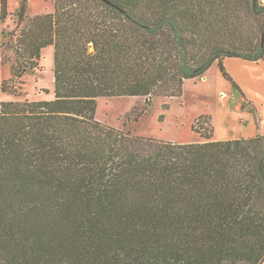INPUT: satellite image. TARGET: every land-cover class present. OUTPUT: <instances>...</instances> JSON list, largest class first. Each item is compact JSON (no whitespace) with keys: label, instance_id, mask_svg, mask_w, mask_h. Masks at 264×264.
Returning <instances> with one entry per match:
<instances>
[{"label":"trees","instance_id":"1","mask_svg":"<svg viewBox=\"0 0 264 264\" xmlns=\"http://www.w3.org/2000/svg\"><path fill=\"white\" fill-rule=\"evenodd\" d=\"M30 1L11 35L32 70L54 47L55 98L16 100L14 66L2 84L0 264H263L264 135L180 144L96 114L180 98L215 62L246 100L224 60L264 62V0H45L32 18Z\"/></svg>","mask_w":264,"mask_h":264},{"label":"rangeland","instance_id":"2","mask_svg":"<svg viewBox=\"0 0 264 264\" xmlns=\"http://www.w3.org/2000/svg\"><path fill=\"white\" fill-rule=\"evenodd\" d=\"M19 8L20 0H9L8 17L3 20L0 0V107L3 101L14 100L12 95L2 90V84L11 76L12 66L25 69L22 78L17 80L22 93L16 100L49 101L55 98L54 47L43 50L38 67L33 70L25 68L17 55L19 30L13 35L11 32L16 27ZM53 12L54 3L51 1L31 0L28 3V17ZM228 65L233 75L228 72L247 101L225 80L215 64L205 77L188 80L180 98H100L96 118L102 124L134 136L180 144L207 142L198 132L210 135V141L253 137L251 134L257 131L253 120L260 123L264 119V62L230 60ZM165 105H168L167 109ZM254 107L256 114L249 112ZM194 126L198 132L193 130Z\"/></svg>","mask_w":264,"mask_h":264},{"label":"crops","instance_id":"3","mask_svg":"<svg viewBox=\"0 0 264 264\" xmlns=\"http://www.w3.org/2000/svg\"><path fill=\"white\" fill-rule=\"evenodd\" d=\"M230 60H241V61H245V60H243V59H238V58H227V59H225L224 60V65H225V67H226V69H227V71L229 70L230 72H231V74L233 75V72L230 70V68H228V62L230 61ZM247 62H249V61H247ZM215 64H217L218 66H219V64H218V62H215L214 64H213V66L215 65ZM212 66V67H213ZM211 67V68H212ZM210 68V69H211ZM209 69V70H210ZM208 70V71H209ZM219 70H220V68H219ZM207 71V72H208ZM206 72V73H207ZM206 73L203 75V76H201V77H205L206 76ZM229 73V72H228ZM230 74V73H229ZM222 75V74H221ZM200 78V77H199ZM196 79H198V78H196ZM193 80H195V79H193ZM262 113V112H261ZM254 119V118H253ZM253 122H254V124H255V126H256V128H257V131H255V132H253L251 135L252 136H256V135H264V119H263V121H261L260 123H259V127L256 125V121L255 120H253ZM241 139V138H240ZM220 141V140H219Z\"/></svg>","mask_w":264,"mask_h":264}]
</instances>
